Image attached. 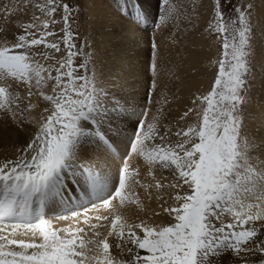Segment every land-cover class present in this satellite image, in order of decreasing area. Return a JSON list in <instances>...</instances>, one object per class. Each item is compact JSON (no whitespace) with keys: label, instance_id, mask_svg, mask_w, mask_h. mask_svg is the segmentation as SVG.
<instances>
[{"label":"snow or ice","instance_id":"6c2138e0","mask_svg":"<svg viewBox=\"0 0 264 264\" xmlns=\"http://www.w3.org/2000/svg\"><path fill=\"white\" fill-rule=\"evenodd\" d=\"M89 2L96 4H36L41 16L20 25L22 34L12 42H0V115L17 129L36 125L16 158L0 162V264H222L226 257L252 264L248 256L264 264V135L251 130L243 115L254 79V5L214 0L206 31L222 44L218 72L211 90L196 98L200 106L180 118L194 111L195 123L170 142L171 130L160 131L162 109L153 112L159 103L153 99L158 45L149 41L146 68L138 69L130 50L110 52L96 33L106 30L112 16L126 22L133 35L147 33L150 23L163 28L177 7L172 0H158V12L150 15L144 0H110L97 18L85 14ZM4 10L12 15L7 6ZM58 12L61 20L54 18ZM55 24H62V35L50 41L57 36L49 30ZM85 26L91 31L81 32ZM52 60L55 64L42 63ZM142 70L150 79L146 99L138 102L135 81ZM21 88L28 97L38 90L47 116L29 119L31 105L22 107V96L15 94ZM133 157L143 159L154 183L142 184L139 171L130 170ZM156 168L167 171L169 183L156 179ZM137 186L175 190L169 194L173 203L161 205L170 222L130 224L117 214L106 236L96 230L102 225L91 224L90 237L78 226H53L54 220L79 223L81 216L89 224L90 210L114 207L117 200L122 207H139ZM21 230L32 239H16ZM113 247L121 254L126 247L129 258L116 259Z\"/></svg>","mask_w":264,"mask_h":264},{"label":"bare ground","instance_id":"6f19581e","mask_svg":"<svg viewBox=\"0 0 264 264\" xmlns=\"http://www.w3.org/2000/svg\"><path fill=\"white\" fill-rule=\"evenodd\" d=\"M8 1L10 2V0ZM27 1L31 2V0H19L12 5L8 4V9H14L13 14L7 21L8 29L14 30L17 24L23 23L26 19L32 20L30 15L41 16V13L37 11L38 9L30 3L29 10L25 12L20 11L22 6L25 3L27 4ZM152 1L144 0V3L147 5L144 9L150 15H155L158 12V0H155L153 4ZM255 1L257 4L253 7L254 28L252 30L254 29L253 31L256 33V36L253 40L254 55L251 57V76L254 79L250 80V89L246 94L250 97L251 102L249 105L243 106L245 109L243 115L245 123L251 130L259 128L260 134L264 135V0ZM172 2L177 7V13L174 18L169 20L165 27L155 28L150 23L147 33L137 35L135 33L133 35V33L127 30L126 22L112 16L106 21V30L103 33L97 31L96 40L98 42L103 41L101 47L107 46L110 52L119 51L122 46L125 50H130L131 55L137 62L138 69L146 68L149 56V41L159 42L157 44L158 76L156 77L158 87L155 93L159 103L153 107V112L158 108L162 109L159 114L160 131L164 132L170 129L168 139L170 142H175L177 139L175 133L181 129H186L190 124L195 123L197 119L194 111L190 112L183 120L180 118L189 109L198 108L200 101L196 98L207 94L211 90L218 72L217 62L221 58L222 47L221 42L216 38V34L206 31L213 15L212 5L214 0H172ZM42 3L43 0H41L40 4ZM80 3L83 4L84 0L80 1ZM109 8L110 0H96L94 7L91 2L88 3L87 8H85V14L91 12L99 18L104 16ZM111 21L118 24L116 30L113 27H107L108 24L111 25ZM96 27L99 28V23L96 24ZM83 29L86 30L87 26ZM87 30L91 31V29ZM119 35L121 37H128L126 43L117 39L120 37ZM61 55L59 54L57 59H60ZM148 78L149 74L147 71L142 70L135 81V98L138 102H143L146 99ZM17 91L19 92L15 93L21 95L23 98L21 106L31 105L28 109L29 119L39 120L41 116H47L44 112L47 102L39 95L38 90L34 88L31 97L27 96V89L21 88L17 89ZM194 101L195 103H193ZM174 126V131H172ZM35 127L36 125L32 124L27 126V131L24 128L17 129L10 119L0 115V162L6 159H15L18 154L17 149L25 145L29 134ZM129 163L130 170L135 169L139 171L140 175L138 179L142 184L148 185L154 183L142 158L133 157ZM154 175L156 179L161 180L163 183H169L170 177L166 178L168 177L166 170L156 168ZM134 191L140 199L139 207L135 205L122 207L117 200L112 202L114 207H101L96 210H90L88 215L93 221H97L95 217L98 215L109 217L108 220H100L95 223L90 221L91 224L102 225L96 229L102 236L107 235L110 220L117 214L122 215L130 224L139 223L141 220L150 224H165L170 222L171 217L163 211L161 205L167 207L173 203L169 194L174 195V189H165L162 192H157L154 188H141L137 186ZM158 196H162L163 198L158 199ZM165 200L167 204H165ZM155 213H159L160 215L157 216ZM70 225L84 228L88 237L91 236L92 230L91 228L90 230L88 229L90 225L87 226V224L83 223V216H81L79 223L71 220L53 221V226L58 229H64ZM17 234L25 236L21 232ZM26 236L27 238L24 237L25 241L32 239L30 234ZM15 238L21 239L20 236H16ZM109 242L113 245L116 243L113 237H109ZM126 247L123 254H121L120 249L113 247L111 249L112 255L118 260L122 257L123 259H128ZM246 259L251 261L252 264H258V257L248 256ZM222 264H234V260L232 257H226Z\"/></svg>","mask_w":264,"mask_h":264},{"label":"rangeland","instance_id":"374dc122","mask_svg":"<svg viewBox=\"0 0 264 264\" xmlns=\"http://www.w3.org/2000/svg\"><path fill=\"white\" fill-rule=\"evenodd\" d=\"M8 0H0V42H3V41H5V40H7L8 42H12V40H14V38L13 37H15L16 35H18V34H22V28L20 27V25H22V24H27V23H30V22H32L33 21V16H34V14H33V12H32V14H33V16L32 15H30V18L32 19V20H27L26 19V21H24L23 23H20L19 25L17 24V27L14 29V30H11V29H8V24H7V21H8V19H9V17L10 16H7V14L5 15V6H7V8H9V5L8 4H10V5H12L14 2H16V1H19V0H10V2L8 1ZM80 1H82V0H78V2H80ZM45 2V0H43V3ZM67 2H69V3H75V2H77V0H67ZM241 2V0H233V3H240ZM242 2L244 3V4H247V3H252L253 5H256L257 4V2L255 1V0H242ZM29 3L30 4H32V6L34 5V7H35V5L36 4H40L41 3V0H31V2L30 1H27V4L25 3L24 4V6H22V8H21V10L20 11H22V12H25V11H27V10H29L28 8L30 7V5H29ZM153 3H155V0H153L152 1V4ZM173 3V2H172ZM151 4V5H152ZM144 8H146V4L145 3H143V5H142ZM256 7V6H255ZM12 10H14L13 8H12ZM19 10V9H18ZM38 11V10H37ZM228 11V9L227 8H225V12H227ZM254 8L252 9V15H251V17H250V22H251V26H252V28H254L253 26H254ZM13 12V11H12ZM13 14V13H12ZM29 18V19H30ZM56 20H61V18H62V12H58V14H56L55 15V17H54ZM60 25V26H59ZM113 27V29H117V26H118V24H115V23H113L112 21H111V25L110 24H108L107 25V27ZM62 27V24H55V25H50V29L49 30H51V31H54V32H56L57 33V36H54V37H49L48 39L50 40V41H55V40H57L58 39V37L60 36V35H62V33L60 32V28ZM75 27V26H74ZM116 27V28H115ZM17 28H18V30H17ZM85 28V27H84ZM20 29V30H19ZM254 30V29H253ZM252 30V45H254V38H255V36H256V33L254 32ZM16 31V32H15ZM80 31L81 32H84L85 30L83 29V28H81L80 29ZM116 33V32H115ZM137 34H141V33H139V32H137L136 33V35ZM135 35V34H134ZM120 37L119 38H117L118 40H120V41H124L123 43H126V41L128 40V37L127 36H122L121 37V35H119ZM101 37V36H100ZM120 38H123V39H120ZM159 43V42H158ZM158 43H156V44H158ZM145 45V44H144ZM61 47L63 48V45H61ZM221 47H222V44H221ZM40 48H41V50L43 49V46H40ZM149 48V47H148ZM45 50H48V49H45ZM149 50V49H148ZM47 52H49V54L50 55H54L55 56V58L57 59L58 58V55L59 54H61V53H55L54 52V50H48ZM38 59H39V57H37ZM250 60H251V57H250ZM42 63H45L46 65L47 64H55V60L53 61H42ZM57 67H58V65H56ZM53 74H55V72H53ZM150 78V77H149ZM149 78H148V80H149ZM250 80H251V78H250ZM0 86H2V84H0ZM22 89H24V88H22ZM10 90H11V88H10ZM46 90V92H49L50 93V90L49 89H45ZM15 92H19V91H15ZM16 94V93H15ZM154 98V101L156 100V101H159L158 99H157V96H156V94H154V96H153ZM47 104V103H46ZM157 104H155L154 106H156ZM165 111H166V109H164ZM45 114H47L48 115V113H46L45 112ZM174 128H175V126L173 127V130L172 131H174ZM90 212V211H89ZM172 220V218L170 219V221ZM93 222V223H95V222H97V221H93V220H89V224H87V226L88 225H91V222ZM60 224V223H59ZM60 225H63V224H60ZM89 228V230H90V226H88ZM19 232H21V233H23V230H21V231H19ZM16 236H20L21 237V239H23V240H25V238H27V236L25 235L24 237L22 236V235H19V234H16ZM28 241V240H27ZM121 258V257H120ZM121 259H123V257L121 258Z\"/></svg>","mask_w":264,"mask_h":264}]
</instances>
